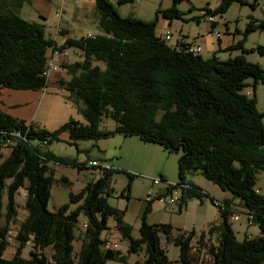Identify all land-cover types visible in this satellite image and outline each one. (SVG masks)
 <instances>
[{
	"label": "trees",
	"instance_id": "16d2710c",
	"mask_svg": "<svg viewBox=\"0 0 264 264\" xmlns=\"http://www.w3.org/2000/svg\"><path fill=\"white\" fill-rule=\"evenodd\" d=\"M219 1L214 10L204 8L202 18L221 17L235 3L248 5L244 0ZM132 2L116 0V5ZM180 3L173 0L172 7L158 10L156 19L146 22L120 16L109 0H95L101 34L67 38L59 46L61 51L81 52L79 62L63 65L71 79L62 85L68 100L79 108L83 123L70 121L51 133L27 126L0 110V264H127V256L119 250L104 248L102 236L110 217L123 240L128 241V255L145 252L144 260L135 264H171L161 247V234L166 241L173 239L181 264H193L195 240L208 248L209 264H264V196L255 191L259 174H264V113L258 110L255 95L243 93L249 79L254 88L264 84V67L245 57L250 53L264 57V45L250 50L244 47L249 35L264 33V19L250 16L244 38L225 49L230 54L241 51L240 55L227 60L216 55L204 59L185 48L172 47L157 35L160 16L169 22L184 19L185 14L177 7ZM249 5L256 8L255 3ZM192 19L201 21L198 16ZM46 35L44 25L23 19L0 0V91L35 92L48 87L44 71L49 52L58 49V44ZM96 63L104 64L105 69ZM104 117L114 121V131L101 129ZM16 132L21 136L16 137ZM64 133L69 134L72 145L120 134L181 153L178 183L167 190L181 189L178 210L193 199L201 204L208 199L215 205L214 197L188 181V175L198 174L254 210L260 235L238 241L229 221L230 212H219L218 224H211L198 235L186 231L175 238L170 224L147 222L148 206L140 237L134 239L132 226L124 220L125 211L108 202L111 180L118 172L115 168L80 193H70L68 203L50 211L53 184L71 186L67 178L56 177L55 166L94 170L88 162L82 164L44 151ZM2 148L10 149L6 158ZM127 175L132 181L134 176ZM20 191L25 193L27 217L18 224L17 246L7 259L4 255L11 247V227L17 224L16 196ZM73 205L77 207L71 209ZM81 216L86 218L87 228L82 248L75 255V230ZM214 237L216 246L210 243ZM28 242L33 246L25 258ZM47 249L52 251L50 257L44 253Z\"/></svg>",
	"mask_w": 264,
	"mask_h": 264
},
{
	"label": "rangeland",
	"instance_id": "374dc122",
	"mask_svg": "<svg viewBox=\"0 0 264 264\" xmlns=\"http://www.w3.org/2000/svg\"><path fill=\"white\" fill-rule=\"evenodd\" d=\"M31 1V3L29 2ZM248 5L242 6L239 3L233 4L226 14L217 16L219 27L215 31H220L222 34L226 32L227 26L231 32L244 35L246 26L249 22V17L252 16L258 21L264 19V0H244ZM115 5L117 12L122 17H132L142 21L151 22L157 17L158 10H165L173 5V0H133L132 3L124 5H116V0H109ZM219 0H181L177 5L178 9L183 12V20H173L172 27H167L169 21L163 17H159L157 33L164 36L167 32L173 35L171 44L182 35L179 31L183 29V35L189 34L194 37L197 34L203 35L204 42L202 47V57L204 59L212 58L207 50L211 41L218 45V37L213 33L212 24L202 18L204 16V8L214 10L219 5ZM255 3L256 8L252 9L249 4ZM7 7L17 13L23 19L44 25L45 34L47 37H52L56 28L62 25H68L73 29V37L81 38L83 35L101 34L98 26V12L95 6V0H4ZM19 5L20 8L18 7ZM199 17L201 20L197 23L192 17ZM238 30V32H237ZM212 31V32H211ZM226 34V33H225ZM86 37V36H85ZM239 35H236L238 39ZM228 37H222V39ZM189 39V38H188ZM193 41L192 39H190ZM237 43V42H236ZM235 43V44H236ZM234 45V44H233ZM259 45H264V33L255 32L248 36L244 47L246 50L256 48ZM204 48V50H203ZM72 54V53H71ZM226 53L223 59L229 55ZM221 57V55H220ZM251 63H258L264 67V57L258 53H250L245 55ZM229 59V58H228ZM227 60V59H226ZM101 69H105L104 64L96 63ZM54 72L50 78L58 74ZM248 86L245 87L243 93H249V97L256 96L257 107L264 113V84L259 83L255 88L253 80H247ZM62 87V86H61ZM10 91V92H9ZM12 95L13 98L19 101L17 110H13V115H22L27 121V125H33L34 128H42L51 133L58 131L63 125L70 121L83 123V116L78 112L77 106L68 100V92L58 87H50L41 91H5ZM28 96L22 98V96ZM4 97V96H3ZM6 97V96H5ZM25 99V100H23ZM25 101V102H24ZM5 114V113H4ZM264 123V118H263ZM116 124L110 118L104 117L101 123V129L114 131ZM68 133L60 136V141H53L48 146L44 147V151H50L58 157L68 160H78L82 163L97 158L107 164L115 165L118 172L113 174L111 180L112 191L108 202L112 207L122 211H128L130 224L132 225V236L134 239L140 237L139 229L142 224V217L145 210L148 208L146 201L148 194L152 191L159 194L161 189L164 191L168 185L175 186L178 183V160L181 153H170L162 147L152 143H144L139 137H125L116 134L112 137L95 140H80L76 145L69 143ZM99 145L100 150L97 148ZM10 151V149H9ZM80 151V152H79ZM8 152V150H6ZM5 152V153H6ZM1 163V162H0ZM56 177H65L70 182L71 186L66 187L62 184H53L51 190V199L49 202V210L56 211L60 206L69 202L70 193H80L87 184L98 179L97 171L95 170H78V168L67 166H55ZM134 176L132 181L127 174ZM167 177L168 180H165ZM155 179L161 182L154 185ZM188 181L209 193L215 199L227 197L228 192L222 191L217 185L203 178L198 174H191L187 177ZM255 191L264 196V174H259ZM25 193L20 191L16 196L18 204L17 224L11 227L9 232V249L5 252L4 257L9 259L13 256L17 242L15 236L18 231V224L24 221L27 217V212L24 209ZM232 203L234 200L225 199ZM6 204V197L4 199ZM237 202V201H236ZM160 211H151L147 215L149 224H170L172 226V235L177 237L184 232L195 231L200 234L206 230L209 223H215L219 219V211L217 207L208 199L205 203H200L198 200L189 201L186 208L179 211L178 205L175 207H166L165 205L156 202ZM77 205H73L71 209H75ZM166 210V211H165ZM86 218L81 216L79 224L75 230L76 241L74 243V252L77 255L83 244L85 233L84 224ZM108 230L103 233V238H107L118 244L119 251L128 258L127 264H135L137 261H143L145 252L138 255H128V241L123 240L122 236L116 229V222L113 217L108 219ZM232 229L238 241H243L246 236L259 235V227L248 226L246 218H241L239 222H232ZM213 246L217 245V239L214 237L210 242ZM32 246H27L23 251V257L28 258L32 250ZM204 245H199L197 240L193 242L192 259L193 264H209L211 257L208 254V248H203ZM161 247L165 251L171 264H181L179 261V248L174 246L173 239L166 241L164 235L161 234ZM47 257H50L52 251L47 249L44 251ZM108 264H120L109 262Z\"/></svg>",
	"mask_w": 264,
	"mask_h": 264
},
{
	"label": "crops",
	"instance_id": "0c3cea01",
	"mask_svg": "<svg viewBox=\"0 0 264 264\" xmlns=\"http://www.w3.org/2000/svg\"><path fill=\"white\" fill-rule=\"evenodd\" d=\"M223 17V16H222ZM220 17V18H222ZM193 18V17H192ZM172 23L169 22L167 27H172ZM219 27V21L217 20V17H216V27H214L215 29H217ZM158 30V29H157ZM225 30H226V34H222L220 31H216L220 34V37L218 38L219 41H218V45H215L212 41H211V44L210 46H208L209 48H207L208 52L210 54H212V56L216 55L217 58L221 59V60H226L230 57H235L237 55H240L242 52L241 51H236L234 55H229L226 59H223L222 56H224L227 52H225V49L229 48L230 46H232L233 44H235L236 42L242 40L244 38V35H242V33H239L238 30H237V34L236 32H231L230 29L225 26ZM73 29L70 28L68 25H62V23L56 28L55 30V33L54 35L51 37V39H53L57 44L58 46H61L64 44L65 40L67 38H74L73 37ZM182 35H178V36H182L184 37L185 40H190L192 39L194 41V43L196 45H199L201 47V52L199 53L201 56H203L202 54V47H203V43L204 42V37L203 35H200V34H197L196 36L194 37H190L189 34H186V35H183V29L181 28V30L179 31ZM212 32V31H211ZM90 35V34H89ZM158 35V33H157ZM166 35V34H165ZM236 35H239L238 39H236ZM85 36H88V35H83L82 37H85ZM159 37H162L160 35H158ZM222 37H228V38H224L222 39ZM50 38V37H49ZM189 38V39H188ZM248 38V37H247ZM246 38V40H247ZM77 39V38H76ZM246 42V41H245ZM204 50V48H203ZM68 56L66 58L62 57V56H56V55H53L52 51L49 52V57L52 58L53 62L59 66L62 67V70L56 74L55 76H53L52 78L49 79V82H48V87L47 88H50V87H58V88H61V89H64L62 83L65 81H69L71 79V76L67 73V71L63 68V65H66V64H71V63H74L76 61H80L81 60V52L78 50H66ZM72 53V54H71ZM221 55V57H220ZM62 86V87H61ZM9 89H2L0 91V110L3 111V113H6L7 115H9L10 117H12L13 119H16V120H19V121H23L25 122V124L27 125V121L25 119V117H23L21 114L20 115H13L12 114V111L13 110H17L18 107H19V101L18 99L16 100L15 98L12 97V95L14 94H8V92H5V91H8ZM15 91V90H13ZM10 92V91H9ZM249 93H247L248 95ZM4 96V97H3ZM6 96V97H5ZM249 96V95H248ZM28 96H25L23 95L22 98H27ZM25 100V99H23ZM25 102V101H24ZM260 112L261 110L258 109ZM28 126V125H27ZM69 136V134H68ZM97 145V148L100 150V147L98 144ZM6 150H8V152H6ZM6 152V153H5ZM1 153L3 156H5L4 158H6L10 151H9V148H2L1 149ZM98 159V158H97ZM96 159V160H97ZM96 160H90L88 159L87 161L85 162H90V161H96ZM100 160V159H98ZM1 162V161H0ZM80 162V161H78ZM84 163V162H83ZM111 167L115 168V165H112L110 164ZM100 176H98L99 178ZM162 178H165V180H168L167 177H162ZM166 190V189H165ZM163 190L161 189V192ZM216 198V197H214ZM220 200H225V199H232L234 200V202H238L239 200H236V199H233L232 196L230 194H228L227 197H222V198H219ZM217 199V200H219ZM148 204V206L150 207V212L151 211H160L161 210V207H159L156 203V201L154 202H147V201H144ZM239 203V202H238ZM166 211V210H165ZM124 220L127 224L131 225L130 224V221L131 218H129V214H128V211L126 209L125 211V217H124ZM219 222V219L218 221H216L215 223H209L206 230L208 229V227L211 225V224H218ZM167 224V223H165ZM132 226V225H131ZM204 230V231H206ZM203 232V231H202ZM259 235H260V231H259ZM258 236V235H257ZM123 239V238H122Z\"/></svg>",
	"mask_w": 264,
	"mask_h": 264
},
{
	"label": "built area",
	"instance_id": "2783aa9c",
	"mask_svg": "<svg viewBox=\"0 0 264 264\" xmlns=\"http://www.w3.org/2000/svg\"><path fill=\"white\" fill-rule=\"evenodd\" d=\"M206 20L209 21L212 25L213 23H216V17H214L213 15L207 16ZM213 33L217 35L218 38L220 37V34L216 32L215 29H213ZM161 38L166 43H168L172 47H176L177 49L185 48L188 52L193 54H199L201 52V47L199 45H196L194 41L185 40L184 37L182 36H179L172 44L170 43L173 40V35L171 33L167 32L166 35L162 36ZM52 53L53 55L62 56L64 58L68 56L66 51H61L59 49V46L58 49L52 50ZM47 64L48 65H46L44 76H46V78L48 79H50L51 75L54 72H60L62 70V67L55 64L51 57H49ZM15 136L20 137L21 134L19 132H16ZM88 167L97 171L100 176L105 174L106 171H109L111 170V168H113L109 164L103 161H90L88 162ZM160 182L161 179L160 180L155 179V181H153V184L158 185ZM169 187L170 185H168L166 190L160 192L158 195L151 191L148 194L146 201L149 203L156 201L158 203L165 205L166 207H173V206L175 207V205L179 206L180 198L182 194L181 189L178 187L176 189H173L171 192H167ZM238 202L229 203L226 200L215 199V205L217 206L219 212L221 213L230 212L229 215L230 223L239 222L241 218H246L249 227L250 226L258 227L256 222V212L241 204L240 201ZM84 227L87 228V223L84 224ZM246 237H251V236H246ZM103 243H104V248L106 250H116V251L119 250L118 244L112 242L111 240H108L107 238L104 239ZM31 245L32 244L28 242L26 246H31Z\"/></svg>",
	"mask_w": 264,
	"mask_h": 264
}]
</instances>
